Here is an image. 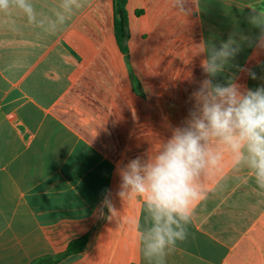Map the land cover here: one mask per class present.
Returning a JSON list of instances; mask_svg holds the SVG:
<instances>
[{
	"label": "crops",
	"instance_id": "crops-1",
	"mask_svg": "<svg viewBox=\"0 0 264 264\" xmlns=\"http://www.w3.org/2000/svg\"><path fill=\"white\" fill-rule=\"evenodd\" d=\"M28 2L32 22L0 13V264H45L83 237L50 264H148L142 200L120 198L117 168L183 126L207 78L199 45L232 37L240 51L213 82L264 87L249 22L264 0H127L122 40L114 0ZM205 182L165 264H264V192L227 162Z\"/></svg>",
	"mask_w": 264,
	"mask_h": 264
},
{
	"label": "clouds",
	"instance_id": "clouds-1",
	"mask_svg": "<svg viewBox=\"0 0 264 264\" xmlns=\"http://www.w3.org/2000/svg\"><path fill=\"white\" fill-rule=\"evenodd\" d=\"M186 3L175 0L182 12ZM13 9L21 10L29 22L35 20L28 0H0V13L7 15ZM252 12L249 22L261 29L256 47L264 50V8ZM199 46L197 54H206L201 68L207 78L192 93L193 107L183 126L172 128L146 157L117 168L120 198L142 200L146 226L139 231V241L148 264H165L177 242L187 239L194 210L211 190L205 179L222 172L226 162L232 170H247L264 192V87L252 90L234 81L213 82L240 51L232 37L219 48ZM109 211L110 218L120 220L114 207Z\"/></svg>",
	"mask_w": 264,
	"mask_h": 264
},
{
	"label": "trees",
	"instance_id": "trees-1",
	"mask_svg": "<svg viewBox=\"0 0 264 264\" xmlns=\"http://www.w3.org/2000/svg\"><path fill=\"white\" fill-rule=\"evenodd\" d=\"M126 2L127 0H114L115 11L117 14L116 34L119 40L124 39L126 34V28H127V12L125 8ZM86 240H87L86 237H83L81 239H77L70 242L65 253L48 260L45 264H50L67 256H71L81 252L86 244Z\"/></svg>",
	"mask_w": 264,
	"mask_h": 264
}]
</instances>
